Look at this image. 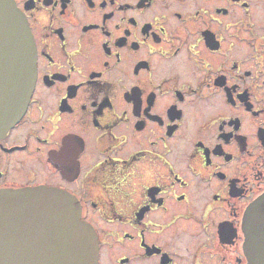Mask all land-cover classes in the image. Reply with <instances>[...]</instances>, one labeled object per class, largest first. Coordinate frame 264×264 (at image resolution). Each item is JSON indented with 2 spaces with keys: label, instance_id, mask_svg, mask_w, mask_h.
Masks as SVG:
<instances>
[{
  "label": "flooded vegetation",
  "instance_id": "obj_1",
  "mask_svg": "<svg viewBox=\"0 0 264 264\" xmlns=\"http://www.w3.org/2000/svg\"><path fill=\"white\" fill-rule=\"evenodd\" d=\"M34 84L0 189L68 192L97 264H248L264 194V0H11Z\"/></svg>",
  "mask_w": 264,
  "mask_h": 264
},
{
  "label": "water",
  "instance_id": "obj_2",
  "mask_svg": "<svg viewBox=\"0 0 264 264\" xmlns=\"http://www.w3.org/2000/svg\"><path fill=\"white\" fill-rule=\"evenodd\" d=\"M35 77L25 17L0 0V137L20 118ZM248 264H264V194L242 222ZM97 235L66 191L52 187L0 189V264H97Z\"/></svg>",
  "mask_w": 264,
  "mask_h": 264
}]
</instances>
